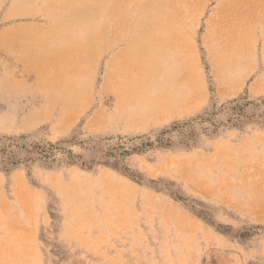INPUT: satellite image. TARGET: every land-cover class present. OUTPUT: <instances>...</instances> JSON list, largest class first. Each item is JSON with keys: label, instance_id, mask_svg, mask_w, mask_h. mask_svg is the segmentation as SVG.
Segmentation results:
<instances>
[{"label": "rangeland", "instance_id": "obj_1", "mask_svg": "<svg viewBox=\"0 0 264 264\" xmlns=\"http://www.w3.org/2000/svg\"><path fill=\"white\" fill-rule=\"evenodd\" d=\"M0 33V264H264V0H0Z\"/></svg>", "mask_w": 264, "mask_h": 264}, {"label": "crops", "instance_id": "obj_2", "mask_svg": "<svg viewBox=\"0 0 264 264\" xmlns=\"http://www.w3.org/2000/svg\"><path fill=\"white\" fill-rule=\"evenodd\" d=\"M152 24H153V21H151V22L144 21L142 23H139L137 26H134L135 30L139 33L138 34V38L140 37L139 35L142 32H148V30L150 29L149 26L150 25L152 26ZM154 25H155V23H154ZM122 31H123V29H122ZM0 36H2V33H0ZM13 38H11L9 40L10 43H9L8 50H13V49L25 50V49L28 48V46H26V43H25L26 42V38H23V37H21V38L20 37H15V39H13ZM142 38H144V37H142ZM145 39H148L149 41H151V39L149 37H147V38L145 37ZM19 40H21L22 43H20ZM239 40L241 42V38ZM12 41H15L14 45H12ZM132 45H133L132 41L126 43V47L127 48L132 47ZM238 45H239L238 46L239 48H244L243 45H242V42H241V44L238 43Z\"/></svg>", "mask_w": 264, "mask_h": 264}]
</instances>
